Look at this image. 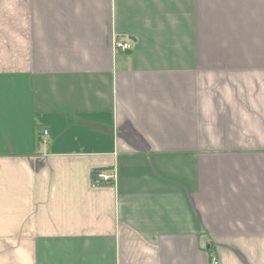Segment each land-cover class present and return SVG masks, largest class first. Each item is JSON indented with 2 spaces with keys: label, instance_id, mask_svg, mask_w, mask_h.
<instances>
[{
  "label": "crops",
  "instance_id": "crops-1",
  "mask_svg": "<svg viewBox=\"0 0 264 264\" xmlns=\"http://www.w3.org/2000/svg\"><path fill=\"white\" fill-rule=\"evenodd\" d=\"M215 260L264 264V0H0V264Z\"/></svg>",
  "mask_w": 264,
  "mask_h": 264
},
{
  "label": "built area",
  "instance_id": "built-area-1",
  "mask_svg": "<svg viewBox=\"0 0 264 264\" xmlns=\"http://www.w3.org/2000/svg\"><path fill=\"white\" fill-rule=\"evenodd\" d=\"M117 48L122 50V51H126L128 49L131 48V44L128 42H122L119 41L116 44ZM49 138V131L44 129L41 133V139L43 141H47V139ZM114 181V177L112 175H108L104 172H100L97 171L94 175H93V184L95 186H100V185H109ZM215 264H218V261L215 260L214 261Z\"/></svg>",
  "mask_w": 264,
  "mask_h": 264
}]
</instances>
